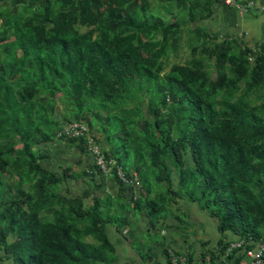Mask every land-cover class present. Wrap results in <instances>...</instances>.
Masks as SVG:
<instances>
[{
    "label": "trees",
    "instance_id": "1",
    "mask_svg": "<svg viewBox=\"0 0 264 264\" xmlns=\"http://www.w3.org/2000/svg\"><path fill=\"white\" fill-rule=\"evenodd\" d=\"M4 1L0 25L16 39L0 36V247L13 264L116 259L107 234L113 200L92 197L88 205V191L71 195L61 184L99 174L125 186L114 171L102 175L93 159L75 174L42 164L40 146L58 139L59 117L91 129L101 125L110 145L105 157L140 184L139 196L130 197L135 213L154 222L176 199L197 204L219 234L235 236L220 242L223 254L231 242L243 240L247 248L264 238V45L249 67L246 41L236 49L222 40L208 51L211 78L187 39L192 60L171 64L165 73L169 54L179 49L181 26L201 33L209 0H175L182 11L171 22L160 11L172 12V4L151 9L148 0ZM110 124L112 134L105 127ZM114 136L119 144L111 146ZM69 142L87 152L83 139ZM6 176L15 179V198ZM120 221L117 230L124 214ZM241 251L227 254L231 264L241 262Z\"/></svg>",
    "mask_w": 264,
    "mask_h": 264
},
{
    "label": "crops",
    "instance_id": "2",
    "mask_svg": "<svg viewBox=\"0 0 264 264\" xmlns=\"http://www.w3.org/2000/svg\"><path fill=\"white\" fill-rule=\"evenodd\" d=\"M211 3L209 18L203 23L210 34L231 38L236 49L242 48L241 38L246 41L247 47L258 49L259 45H264V0H241L243 6L253 4L245 12L225 5L220 0H212ZM95 125L99 126V138L102 145L109 149L110 145L105 142V134L102 132L101 125ZM66 142L68 141L62 142L60 139H55L49 143L54 156L68 154L72 156L73 161H70L72 164L63 163L62 166L57 164L52 172L67 170L66 166L71 167L72 165L84 167L86 171L92 165L91 156ZM174 175L173 173V179ZM61 187L65 191L68 189L71 195H81L84 191H88L90 196L85 201L88 205L91 204L92 197L103 199L109 196L113 200L111 216H113L114 224L107 227V234L116 254V259L112 264H169L166 255L168 250L186 256L194 264H201L202 256L204 257L203 264H231L226 252L220 253L219 245L220 242L226 240H236L235 236L219 234L216 221L197 204L176 199L175 203L171 202L167 207L169 212L165 218L151 222L144 212L135 213L131 210L130 197L132 196L135 200L133 190L126 186L121 188L113 177L105 178L95 174L93 178L84 177L83 180L63 181ZM124 204L128 206L127 211H122L121 205ZM122 214L125 215V225L117 230L119 225L116 226L114 220L119 219L120 224ZM180 215L184 217L185 222L179 217ZM152 230L155 233L159 232V237L162 239L160 244L157 242L150 244L154 255L149 253L150 248L143 252L142 247H135L133 243L135 237L149 235ZM8 240L12 241L10 237ZM0 264H13L2 247H0Z\"/></svg>",
    "mask_w": 264,
    "mask_h": 264
},
{
    "label": "rangeland",
    "instance_id": "3",
    "mask_svg": "<svg viewBox=\"0 0 264 264\" xmlns=\"http://www.w3.org/2000/svg\"><path fill=\"white\" fill-rule=\"evenodd\" d=\"M148 1L151 3V5H150L151 9H153L154 6H157V5H161L163 7H167L168 4H172V7L174 8V10L172 12L166 13L163 10L160 11V13H161L160 16L166 22L173 21V19L175 18L174 16H176V14L178 12L182 11V9L177 7V4H176L175 0H172L170 2L162 1V0H148ZM211 1L212 0H209V2H211ZM200 2H208V1L207 0H200ZM5 3H6V1L0 0V4L4 5ZM210 4L212 5V3H210ZM211 5H209L210 9H211ZM176 19L179 20V18L177 16H176ZM203 23L204 22H202V24L200 23V32L201 33H199V34L193 33V32H188L186 26H181V29H180V31H181V40H180V44H179V49H178V51L176 53V56H173L172 54H169V61H168L169 64L166 67L165 73L168 72L169 65H171V64H186L187 62L192 60L190 49L187 46V39H188L190 44L195 46V49H196V55L194 56V60L196 59L197 61H200L202 63V65L204 66V70L209 73L211 78L215 76L214 59H213L212 56H210V54H208V51L211 50L212 48L218 46L221 43L222 40H228V41L231 42L232 39L231 38H229V39L228 38H222L220 36H216V35L210 34L209 31H207L206 27H204ZM190 25H191L192 28L195 26L194 23H191ZM78 30H79V32L81 34L85 32L84 28H80ZM202 30L206 31L210 36H206L205 34H203ZM1 35L6 37L8 41H12V40L16 39L15 36L11 35L7 31H5V29L0 25V36ZM234 46L235 45H233V44L231 45L232 48H234ZM248 48L250 50V54H248V55H251L252 57H254L255 56L254 54H256V50L257 49L256 48H251V47H248ZM249 64H250L249 67H251L254 64V62H249ZM58 106H59L60 116H61L63 114L62 110H63L64 107L62 105H60V103H58ZM145 107L146 106L144 105L143 109H145ZM58 120L61 122L60 124L66 123V121H67V120L63 119L62 117H59ZM82 122H84V121H82ZM95 124H98V123H95ZM95 124L93 125L92 129L89 128V133L99 143V145L102 147L103 145H102L101 140L99 138V126L95 125ZM110 126L113 127L112 124H110L108 126H105V127L112 134L114 129L110 128ZM116 136H121V133H119ZM59 139L62 142H65V140L68 141L66 143L70 144L73 147H76V148L78 147L77 142L71 143V142H69L70 139H67V138H64V137H61ZM110 144H111V146L112 145L113 146L114 145H118L119 144V138H117L115 136L112 137V140L110 141ZM3 147H4V143L2 142V143H0V150H2ZM14 147L15 148L16 147L17 148L20 147V143L18 141H15L14 142ZM51 148L52 147L49 146V144L40 146V152L45 155V159L42 160V164H44L45 167L50 168V170L52 171L54 168L57 167V164L59 166H62L63 163H71L70 161H72V156H70L68 154H66V155L61 154V155L56 157V156H54ZM101 149L104 150L105 154L108 153L107 152L108 150L106 148H104V146ZM34 150H37V148L35 147ZM84 153H87V152H84ZM107 158H111V156L107 157ZM66 167H67V170L71 171V173L72 172H80V170H84V167L82 168V167H78V166H74V165H72L71 167H68V166H66ZM2 179L4 181H8V185L10 187V195L13 198H15L16 197V190L11 189L12 182H14L15 179L14 178L8 179V176H6V178L4 177ZM139 186H140V184H139ZM24 188L26 190H29V186L28 185L27 186L25 185ZM139 189H140V187H139ZM139 189H137L136 193L133 194L136 198L139 196L138 195ZM167 211L169 212V210H167ZM167 215H168V213H167ZM179 217L184 222L186 221L183 216L180 215ZM114 221H115L116 226H118L119 225V219H116ZM153 231L154 230H152L151 234H149V235L144 234V235H141V236L138 235L137 237H135L133 239V243H134L135 247L136 246L142 247L143 252H145L148 248H150V252L149 253L151 255H154L153 254L154 250L150 247V244L152 242H157V244H160L162 242V239H161V237H159V232L158 231H157L158 233H155ZM168 251L171 253L172 256L178 255V253L174 252L173 250H168ZM171 255L167 256L169 262H170V259H171Z\"/></svg>",
    "mask_w": 264,
    "mask_h": 264
},
{
    "label": "built area",
    "instance_id": "4",
    "mask_svg": "<svg viewBox=\"0 0 264 264\" xmlns=\"http://www.w3.org/2000/svg\"><path fill=\"white\" fill-rule=\"evenodd\" d=\"M223 4L235 7L241 12H245L247 8L253 6L252 3L243 6L241 0H220ZM254 58L251 55L247 56L249 62H254ZM58 139L61 137L67 139H83L85 141V147L88 154L92 157L93 163L97 170L102 173V175H111L113 171L120 180V182L133 190L135 194L136 190L139 189V182L136 175L133 177H128L123 169L118 166L114 159H107L101 149L99 143L90 135L88 126L82 121H72L61 124L60 131L57 134ZM134 196V195H133ZM134 198V197H133ZM136 198V197H135ZM134 198V199H135ZM245 241H234L229 244L226 249V254L231 253L233 250L242 249L241 254L243 259L239 264H264V238L258 242L253 243L250 247L245 248ZM171 253L168 252V256ZM169 264H194L189 261L186 256L176 255L172 256Z\"/></svg>",
    "mask_w": 264,
    "mask_h": 264
}]
</instances>
